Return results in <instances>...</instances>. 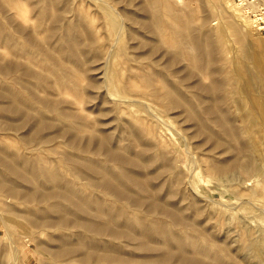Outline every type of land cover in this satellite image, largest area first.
Returning <instances> with one entry per match:
<instances>
[{
    "label": "rangeland",
    "instance_id": "374dc122",
    "mask_svg": "<svg viewBox=\"0 0 264 264\" xmlns=\"http://www.w3.org/2000/svg\"><path fill=\"white\" fill-rule=\"evenodd\" d=\"M239 2L0 0V264H264V0Z\"/></svg>",
    "mask_w": 264,
    "mask_h": 264
},
{
    "label": "built area",
    "instance_id": "2783aa9c",
    "mask_svg": "<svg viewBox=\"0 0 264 264\" xmlns=\"http://www.w3.org/2000/svg\"><path fill=\"white\" fill-rule=\"evenodd\" d=\"M238 1H240L239 4L246 6H249L252 3V0H238Z\"/></svg>",
    "mask_w": 264,
    "mask_h": 264
}]
</instances>
